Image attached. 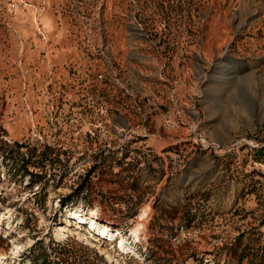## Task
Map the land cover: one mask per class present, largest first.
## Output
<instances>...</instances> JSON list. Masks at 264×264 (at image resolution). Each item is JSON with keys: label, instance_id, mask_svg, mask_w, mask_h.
<instances>
[{"label": "rangeland", "instance_id": "1", "mask_svg": "<svg viewBox=\"0 0 264 264\" xmlns=\"http://www.w3.org/2000/svg\"><path fill=\"white\" fill-rule=\"evenodd\" d=\"M45 259L264 264V0H0V264Z\"/></svg>", "mask_w": 264, "mask_h": 264}, {"label": "bare ground", "instance_id": "2", "mask_svg": "<svg viewBox=\"0 0 264 264\" xmlns=\"http://www.w3.org/2000/svg\"><path fill=\"white\" fill-rule=\"evenodd\" d=\"M75 218L78 220V222H85L87 224H89L90 228H95L98 233L100 234H108V232L111 231V228L109 226H102V227H98L96 222H95V218L93 215L91 216H81V215H76Z\"/></svg>", "mask_w": 264, "mask_h": 264}, {"label": "trees", "instance_id": "3", "mask_svg": "<svg viewBox=\"0 0 264 264\" xmlns=\"http://www.w3.org/2000/svg\"><path fill=\"white\" fill-rule=\"evenodd\" d=\"M61 263L62 264H68L67 261H63V262H60V263L59 262L58 263H54V262H51V261L46 260V259L43 260L42 263H40V264H61Z\"/></svg>", "mask_w": 264, "mask_h": 264}, {"label": "built area", "instance_id": "4", "mask_svg": "<svg viewBox=\"0 0 264 264\" xmlns=\"http://www.w3.org/2000/svg\"><path fill=\"white\" fill-rule=\"evenodd\" d=\"M37 33H38L39 35H41L42 37H44V36H43V32H42V30H41L40 27H37Z\"/></svg>", "mask_w": 264, "mask_h": 264}]
</instances>
